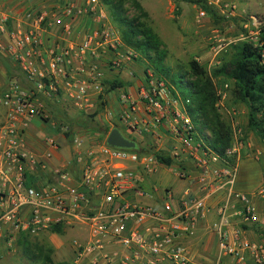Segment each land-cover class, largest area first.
<instances>
[{
  "label": "built area",
  "instance_id": "obj_1",
  "mask_svg": "<svg viewBox=\"0 0 264 264\" xmlns=\"http://www.w3.org/2000/svg\"><path fill=\"white\" fill-rule=\"evenodd\" d=\"M60 7L59 14L27 13L25 25L8 27L6 19L0 23V32L7 37L4 48L23 78L6 84L0 80V254L3 247L10 248L23 235L35 237L57 225H81L87 228V236L73 240L75 258L71 264H188L184 238L192 233L195 221L208 212L210 198L220 194L212 223L220 252L238 264H246L248 257L255 264H264L261 246L242 237L241 230L230 228L236 203L242 204L239 213L244 219L260 221L251 197L234 188L237 148L230 146L224 155L213 151L189 115L190 99L172 94L169 85L151 70H146L145 82L138 87V100L121 91L123 109L118 120L151 137L159 145L155 152L144 151L133 138L134 149L111 146L106 137L88 141L73 135L67 122L52 115L47 104L59 96L56 79L66 73L72 52L81 63L92 57L87 64L88 78H72V83H67L71 86L68 96L80 108L91 90L103 89L98 50L112 52L107 63L116 69L122 66V56H135L131 51H117L121 40L106 24L101 0H61ZM81 17H88L92 25L76 47H49L42 53V31L57 27L70 34ZM34 119L54 131L44 136V151L29 147L26 131ZM163 136L171 141L169 146L160 143ZM67 144L78 166L68 161L50 167L53 150ZM157 152L170 156L171 163L178 159L174 175L188 178L201 193L187 187L177 196L165 188L162 208L133 199V193L151 197L152 193L144 190V181L159 166H171L160 163ZM188 161L195 171L192 176L183 165ZM152 190L158 192L157 186L152 185ZM258 194L264 197V186Z\"/></svg>",
  "mask_w": 264,
  "mask_h": 264
},
{
  "label": "rangeland",
  "instance_id": "obj_2",
  "mask_svg": "<svg viewBox=\"0 0 264 264\" xmlns=\"http://www.w3.org/2000/svg\"><path fill=\"white\" fill-rule=\"evenodd\" d=\"M122 1L124 2L125 14L127 16L133 17L140 14L132 3V0ZM137 1L141 4L143 10L147 12V16L141 17V19L154 29L164 43L166 50V57L163 61L164 71H156L150 61L145 58L143 59L136 50L127 47L123 42L118 46L117 51L121 54H126L131 51L135 55L134 58L138 59L137 63L141 64V68H139L141 71L136 72L135 78L140 77L145 82V72L149 69L156 78L164 80L169 85L172 94L177 93L183 97L180 90L171 82L170 77L172 75H180L184 76V80H188L189 76L186 72L188 71V63L192 58L200 62L206 71L211 74L214 68L229 57L231 53L230 46L234 42L251 40L258 46H261L262 49L264 48V31L262 30L264 22V0H204L202 5L183 0ZM103 9L106 14V24L116 31L117 34H120V28L111 15L109 4H103ZM200 11L204 13L200 15ZM83 18V21L89 26L92 25L88 17ZM212 79L220 95L219 111L231 128V146H235L238 150L235 155H237V161H239V172L234 188L236 191L246 193L251 197V203L255 208V212L260 218H264V197L257 195V191L264 186V146L248 130L246 107L244 104L233 99L231 94V81L221 76H213ZM79 111L73 108L68 113L66 109H59L58 119L67 122L72 128L75 125L74 123L76 121L78 122L82 116L92 119L95 115L93 111ZM2 117L3 108L0 106V121ZM38 122L35 121L36 124ZM93 127L96 129L98 127L103 128L97 122L94 123ZM32 131L39 134L38 131ZM46 133L53 134L54 131L46 128ZM206 133L209 134L208 131ZM199 134L201 135V133ZM151 139V137L148 139L149 143H147L148 146L146 148L142 147L144 151L149 153L155 152L159 148V145L155 144L154 140ZM160 143L169 146L171 141L163 136ZM188 162L183 163V165L189 166L192 169L191 163ZM177 165H179L178 159H172L171 166L168 167L169 169L167 168L168 171L166 173L162 172L161 176L159 173L153 175L150 181L155 182L160 177L161 183L158 182L160 186L172 185L180 189L184 184L173 173V169L177 168ZM242 208L241 203H236L232 208L231 213L233 215L230 218V228L239 229L243 233L250 231L254 236L253 240L250 241L261 246L264 250V223L244 219V215L239 213ZM212 223L211 221L204 224L202 232L206 230L213 234ZM192 230L194 235V228ZM86 236L87 228L85 226L75 225L72 228H63L61 233H53L48 230L41 235L28 239L31 242L43 244L45 247H52V253L50 255L52 264H71L75 258L73 240H82ZM258 240L263 242V244L259 243ZM213 245L216 246H213L215 249L218 247L215 244ZM22 248L23 243H18V240H16L15 244L0 254V264L41 263V260H32L26 256ZM218 248L216 249L218 250V255H215L214 252H209V249H205V253L199 252L201 256V258H198L200 263L238 264L231 256L220 252ZM202 255L208 256L209 259L204 257L206 259L204 261ZM188 264L193 263L190 260ZM246 264L255 263L253 259L248 257Z\"/></svg>",
  "mask_w": 264,
  "mask_h": 264
},
{
  "label": "crops",
  "instance_id": "obj_3",
  "mask_svg": "<svg viewBox=\"0 0 264 264\" xmlns=\"http://www.w3.org/2000/svg\"><path fill=\"white\" fill-rule=\"evenodd\" d=\"M102 2L103 1L101 0V5L103 6V4L105 3ZM60 4L61 0H0V23L3 22L4 19H6V24L8 27H15L19 24L25 25V21H27L25 15L27 13L33 14L38 11H43L47 12L48 14H59L61 12ZM82 18L83 17L76 21V23L73 25V29L70 34L64 33L57 27H52L51 29H45L44 31H42V53L45 54L44 51L49 47H76L77 44L82 41L84 32L90 27L86 22L83 21L84 18ZM118 36L122 43V38L119 33ZM6 43V34L0 32V80L4 84L8 83L14 78L23 81L22 75L18 71L16 63L9 56L6 49L4 48V45ZM98 53H100V57L98 60L100 63L101 70L103 71V77L101 79V85L103 87L102 91L96 92L91 90L90 95L82 102L83 105L81 108L77 107L74 103H72V100L68 96L69 89L71 90V86H68L67 83H72V78L86 80L88 78L87 64L92 59V57L88 56L86 62L81 63L78 58L74 56L75 52H72V54L69 56L70 62L65 65L66 73L58 75L56 79L59 96L57 97V99L55 98L49 101L47 104L49 109H51L52 115L55 118H59V109H66L68 113L73 110V108L76 111H93L95 112V115L92 118L93 120L91 118L88 119V117L86 116H82L80 120H78V122L74 121L75 125L72 127L73 135H81L84 139L88 141H94L97 139L100 140L105 138L108 132L113 127H117L124 136L135 139L140 147L146 148L148 146L147 143H149L148 139H150V137L148 135H142L141 133L135 130L129 129L127 126L120 123L118 120V116L121 110L123 109V103L120 100L121 91H128L134 100H138L137 91L139 85L143 84V80L140 77L135 78V75L136 72L141 71L139 70V68H141V64L137 63V58L128 59L126 56H122L121 69L119 70L116 68H111L110 66L108 67L107 61L112 56V52L106 49H100L98 50ZM143 59L141 60L143 61ZM108 81H120L122 84L113 89L106 90L105 88L108 87H106L105 85ZM99 95H103V98H99ZM136 102L138 105H140L138 101ZM96 108L97 111H95ZM137 115H139V113H137ZM35 121H39L40 123L38 122L39 124H36ZM96 122L103 128H94L93 125ZM46 128L52 130L48 127V125H45L39 119H34L31 122L29 128L26 131V136L30 148H33L38 151H44L47 149L46 144L43 142L44 136L49 134L46 133ZM32 130L38 131L39 134L34 133ZM68 161H72L73 163H75V166H78V162H76L75 157L73 155V151L70 149L69 144L63 145L58 150H53V156L49 160L50 167L59 166ZM237 166L239 172V161L237 162ZM184 167H186V170L190 173V176L195 174V171L192 170L189 166ZM168 169L166 167L159 166L157 168V171L153 175L159 173V175L161 176L162 172L166 173ZM150 178H147L144 181L143 186L146 192L152 193V196L141 197L133 193V199H136L143 203H147L156 208H162V190L165 188L171 189L177 196H182L184 189L187 187H190L191 190H194V192L197 194L201 193V191L197 188L195 184L190 183V180L188 178L177 177V179L183 182L184 184L183 186H181L180 189H177L172 185L160 186L158 184V182L161 183L160 177H158V181L156 180L155 182L150 181ZM152 185L157 186L158 192L153 193ZM221 197L222 196L220 194H216L210 198V207L208 212L195 221L194 235L192 231L191 236H189V234L187 237L184 238L183 243L188 249L189 259L192 261L193 264H201L198 259L201 258L199 252L205 253L206 250L209 249V252H214L215 255H218V250H216L218 247L216 249L213 248V244L218 246V239L216 234L214 232L212 234L206 230H203L202 232V228H204V224H207L211 221L214 222L216 220L218 208L217 202L221 199ZM150 202H152L153 204H150ZM257 217L260 219V222L264 223V218H260L258 214ZM241 236L251 241L254 237L252 233H250V231H246L245 233L242 232ZM258 242L263 244V242H261L260 240H258ZM13 244H15V241L12 242V245ZM3 248L4 249L1 253H3V251L7 249V247ZM202 256V259L204 261L206 260L205 258H208V256L206 255Z\"/></svg>",
  "mask_w": 264,
  "mask_h": 264
},
{
  "label": "trees",
  "instance_id": "obj_4",
  "mask_svg": "<svg viewBox=\"0 0 264 264\" xmlns=\"http://www.w3.org/2000/svg\"><path fill=\"white\" fill-rule=\"evenodd\" d=\"M103 1L110 6L111 15L120 28L122 42L150 61L156 71L163 72V61L166 57L164 43L154 29L141 19L147 16L141 4L137 0H132L140 14L129 17L125 14L122 0ZM183 1L201 5L204 2V0ZM262 30L264 31V22ZM230 48L229 57L214 68L211 74L200 62L192 58L186 72L189 76L188 80H184V76L180 75L170 77L171 82L183 96L190 99L188 112L197 130L208 146L219 155H224L226 149L231 146L232 132L219 111L220 95L212 79L213 76H221L231 81L233 99L246 107L248 130L264 146V56L262 47L251 40H239L231 44ZM106 83L105 86L108 87L105 88L106 90L122 84L120 81ZM155 156L160 163L166 165L171 163L170 156L166 154L157 152ZM62 230L63 227L59 225L49 229L53 233H61ZM28 238L34 237L23 235L18 239V243H23V253L32 260H41L40 264H52L50 256L52 247L31 242Z\"/></svg>",
  "mask_w": 264,
  "mask_h": 264
},
{
  "label": "water",
  "instance_id": "obj_5",
  "mask_svg": "<svg viewBox=\"0 0 264 264\" xmlns=\"http://www.w3.org/2000/svg\"><path fill=\"white\" fill-rule=\"evenodd\" d=\"M106 142L115 147L134 149L136 143L134 140L124 136L117 127H113L106 136Z\"/></svg>",
  "mask_w": 264,
  "mask_h": 264
}]
</instances>
